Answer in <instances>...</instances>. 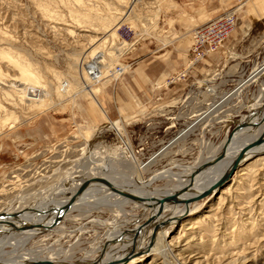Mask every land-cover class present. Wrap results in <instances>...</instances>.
<instances>
[{
	"label": "rangeland",
	"instance_id": "obj_1",
	"mask_svg": "<svg viewBox=\"0 0 264 264\" xmlns=\"http://www.w3.org/2000/svg\"><path fill=\"white\" fill-rule=\"evenodd\" d=\"M120 1L0 0V49L12 50L14 55L30 62L40 73V82L48 95L47 104L39 109L20 103L11 107L25 120L2 126L0 218L23 215L33 205L49 199L82 159L93 157L95 167L102 166L99 176L103 178L111 174L126 176L130 164L142 167L153 160L142 170L148 179L171 166L175 171L182 170L175 164L193 166L209 157L213 147L221 152L237 137H263L264 69L251 74L264 64V33L248 54L242 50L230 53L224 43L216 53L195 60L190 48L191 29L240 6L228 41L241 24V11L253 0L243 5L239 0H122L130 4L122 7ZM116 7L120 13L115 11ZM96 14H116L119 25L115 37L104 33L107 42L91 56L90 44L97 43L91 41L94 35L86 32L90 31L88 24L103 26L94 20ZM102 53L104 61L98 64L103 66L104 77L90 82L86 70L90 63H97L94 57ZM4 67L9 68L3 64L4 77L14 82L15 72ZM180 72L185 75L171 82ZM84 77L90 86L87 93H81L73 81L76 78L81 82ZM233 93L219 111L170 144L196 119L197 111H205L213 102ZM256 110L263 118L253 123L248 116ZM242 125L249 126L241 134ZM262 164L246 172L247 177L241 174L242 178L240 175L232 181V175L223 189L201 198L194 213L169 225L167 241L175 240L169 246L167 258L153 252L138 263L264 264ZM175 181L164 177L155 186L163 188ZM228 186L229 192L221 194ZM109 207L92 211L88 219L74 211L18 251L37 248L35 252L40 256L56 252L58 260L66 259L72 264H86L100 255L106 256L107 251L124 242L114 241L109 235L115 232L113 225L125 221L123 225L135 226L144 215L140 207L132 204L121 209L116 205ZM11 250L9 245L0 247V252Z\"/></svg>",
	"mask_w": 264,
	"mask_h": 264
},
{
	"label": "bare ground",
	"instance_id": "obj_2",
	"mask_svg": "<svg viewBox=\"0 0 264 264\" xmlns=\"http://www.w3.org/2000/svg\"><path fill=\"white\" fill-rule=\"evenodd\" d=\"M128 3L126 1L122 2V0L120 1L121 7L130 6V4ZM107 4L108 6L110 5L109 3ZM118 9L119 8L115 10V8H113V10H115L117 13H120ZM113 16L114 17H112L111 15L108 17L106 16L102 17V14L101 15L96 14L94 20L99 21L103 25L102 27L99 26L100 24H94L93 22H89L88 29H90V31H86V32H91L89 34L94 35L93 37L90 36L91 41H96L97 43L96 44L97 46L95 44L92 45L93 42H91L90 44L91 48H89L90 50L89 53H91V56H93L92 53L94 54L97 53L96 51L99 49V47L104 46L105 43L107 42V38L106 36L104 37V33L105 35L110 34L111 37L116 36L114 32H116L115 31L116 26L119 25L117 24L119 20L117 19L118 16H116V14L115 15L113 14ZM86 17L90 18L91 16H86ZM77 25H79V23ZM102 29L103 30L106 29V30L102 31ZM85 35H81V36L85 37ZM87 39L89 38L87 37ZM118 49L119 48H117V50ZM104 53L97 54V56H95L96 55L95 54L94 58L96 59V61L98 60L97 63L95 61L94 64L90 63L88 70H86L87 71L86 74H88L87 77L90 82L91 81L95 82L93 80V76H95L94 75L95 73L89 72V69L96 67L98 68L96 73H100V71H102V67L100 69V65L98 63L100 62L102 63V61H104ZM3 62L6 64V67L12 68L13 72H15L14 73L15 77L12 79L14 80V82L10 83L9 81L11 79L7 81L8 79L4 77L5 73L3 72V68H2L4 64ZM9 68H5V69L7 70ZM33 68L34 66L30 62H28L25 58H23V56L14 55L12 53V50L0 49V133H2L3 130L2 126H6L7 123L9 122L16 123V121L24 122L25 120L21 115L17 113V111L12 110L11 107L15 108L16 104L20 103V104H25V106L31 108L39 109L41 107H44L45 104H47L48 95L46 96L47 92L46 90H44L43 83L40 82L41 79L40 73L37 71V69H33ZM263 69H264V64L256 67L251 75L254 76L253 74L259 73L263 71ZM118 70H121V67L118 68ZM102 72L104 73V71ZM80 73L83 74L82 70L80 71ZM81 80H82L81 82H78L75 78L73 81L77 83V88L81 93H87V89L90 88V86L85 82L86 79L83 80L82 78ZM176 80L177 78L174 77L173 82H176ZM16 81L18 82L20 81V83H17ZM22 84H24L23 87L20 86ZM208 89L209 88H207L206 90ZM209 90L214 93V90L212 88H210ZM234 93L231 94L230 96H226V98L213 102L211 105H209V107L205 111L202 110L197 111L198 113L196 114L195 117L196 119L193 120L185 129H183V131L178 135L177 139L172 141L170 144H173L177 142L179 138L184 137V135L189 131H191L192 128L198 122L206 119V117L210 118L211 115L219 111L223 106V104H226L229 101V98H231V96L234 95ZM18 107L20 106L18 105ZM21 110H23V108H21ZM259 111L260 110L251 112L250 116H248V118H250L249 121L254 123L256 122L257 118L259 117L263 118L262 116L258 115ZM227 121L232 122L233 120H227ZM232 123L230 124V126L232 125ZM247 126L249 125L241 126V134L243 132H246ZM246 135L243 136L242 138L237 137L236 139L233 140V142H230L229 144L225 145L221 149V152H219L220 150L216 152L217 148L214 149L213 147V152H211L209 157L201 161L195 162L196 164H193V166L188 165L182 167V165L180 166L179 164L178 165L175 164L176 167L179 166V168H181L182 170L175 171L171 166L169 169H165L162 172L159 171L155 172L154 176L146 179L143 176L142 170L147 169V165H149V163L153 161L152 160L149 163L144 164L142 167L141 165L137 167L134 164H130L127 167L128 169L124 167V169L128 170L125 173L126 176L123 175L121 177L120 174L117 176L118 179H115L116 176L114 177V175L116 174H111L108 177L106 175V178L109 179L111 182H105V183L100 182L98 183V185H91L90 187H88L81 195H79L77 203L68 211L66 217H68L70 213H73L74 211L78 210V214L81 215L83 219H88L91 217L92 211L97 210L99 208H104L106 206L115 207V205L120 208L124 205L126 206L127 204H132L134 207L135 206L140 207L141 212L142 214L144 213V215H142L140 220L136 221V224H134L135 226H130V224L129 226H125L123 225L125 221L121 223H115L114 221L115 225L113 224L112 225L114 226L115 232L112 231L114 233H110L111 232L110 231L109 232L110 234L108 232L107 233L113 236L114 241L115 239H117L116 241L123 239L124 242L122 243V246L112 248L110 249V252L107 251L108 253L105 254L106 256L100 255L98 259L93 261H88L86 262V264H139L144 255L152 254L153 252H155L154 253L155 256L157 255L156 253H159L162 254V256L164 255L165 258H167L169 256V246L172 245L173 241L175 240V238H172L170 243L167 241L166 233L168 226L169 225L171 226L172 224L178 222L186 215L194 213V208L200 205L199 204L200 199L197 200L193 199L195 196L199 195V193H202L208 189L212 190L211 193H214V191L216 190L223 189V188H218V183L222 180V178L225 175H227L229 170L232 168L233 162L236 160V158L249 157V159L241 162V164L237 167L236 171L233 174L232 181L236 179L235 177L240 176L241 174L246 175L247 177L248 174L246 172L250 171L252 167H256L258 165H261L262 163L264 164V153L261 154L257 153L258 151L264 149V135L263 137L261 136L262 138L252 137V135L250 134L249 136ZM222 153L223 155L222 157H220ZM254 153H256V155H252ZM92 158L91 160H88L87 158L86 160L82 159L81 162H77L78 164L75 166L76 168L75 171L69 173L66 176L64 181L55 190V193L53 192V194H51V197L49 199H45V200L41 199L44 200L43 202H40L41 200H39L40 202V204L38 203L39 205H35V206L33 205L32 208L29 209L30 211L25 210L23 212V215H21L20 213L15 215H5V216L2 215L0 221H4V218H10L13 216H18V217L20 216L23 219H29V220L30 219L32 220L33 218H37V217H44L46 216L47 213L45 212L48 211L49 207L55 204H61L63 201H68L71 198L70 196L74 194L78 189V187H80L83 183H85V181H89L92 177L100 175V172L102 171L101 169L102 166L95 167L97 163L93 162ZM173 164L174 163H172L171 165ZM109 167L111 168L110 165ZM113 173H115L114 170ZM243 175H241L240 178H242ZM164 177H169L170 179L172 178L173 180L175 179L176 181L174 182V184L170 186H165L163 188H159L155 186V182H157L160 179H163ZM112 183L118 186L121 185L125 193L131 194L133 196L136 195L139 198L134 199L125 196L121 193L120 194L116 193L110 187ZM230 186H228L226 192L224 190H221L222 191L221 194L229 192V188H231ZM57 195L61 196L62 198L58 197ZM169 197L173 198L174 200H171V202L169 203L168 202L164 203L165 199ZM55 213H56L55 216H58L59 214L58 211ZM126 222L129 223L128 221ZM47 228L48 227L34 228L33 230L30 231H23V230L13 231L11 226L0 225L1 230L2 229L4 231L6 230L5 233L0 232V247L3 245H9L12 247V250L10 252H6V251L0 252V264H72L69 260L66 261V259L58 260L56 258L58 255L57 256L55 255L56 252L54 253L51 252L50 253L51 255L40 256L39 253L35 252V250L37 251V248L34 251L33 250H28L26 252L21 250L18 251L20 246L24 247L26 243L29 240H32V238H34V236H36L37 234L43 233L44 231L47 232L48 230ZM9 231L11 232L9 233ZM60 231L61 230H59V232ZM60 254L62 255V253ZM81 261H83V259Z\"/></svg>",
	"mask_w": 264,
	"mask_h": 264
},
{
	"label": "water",
	"instance_id": "obj_3",
	"mask_svg": "<svg viewBox=\"0 0 264 264\" xmlns=\"http://www.w3.org/2000/svg\"><path fill=\"white\" fill-rule=\"evenodd\" d=\"M201 85L205 86L206 82L202 81ZM257 153H259V154L264 153V149L258 151ZM222 155H223V153L221 154L220 157H222ZM252 155H256V153H254ZM247 159H249V157L236 158V160L233 162L232 168L229 170L227 175H225L222 178V180L218 183V188H221L225 182L230 180V177L234 174V172L236 171L237 167L241 164V162H243ZM100 182L105 183V182H111V181L109 179H107L106 177L103 178L102 176H94L89 181H85V183H83L80 187H78L76 192L70 196L71 198L68 201H63L61 204H55V205H52L51 207H49L48 211L45 212V213H47L46 216L33 218L32 220L31 219L30 220L29 219H23L20 216L19 217L13 216L10 218H4V221H0V225L11 226L13 231H19V230L30 231V230H33L34 228H44V227H50V226L58 225L63 221V219L66 216V214L68 213V211L77 203L79 195H81L91 185H98V183H100ZM110 187L116 193H119V194L121 193L125 196H128L130 198H134V199L139 198L136 195L133 196L131 194L125 193L124 190L122 189L121 185L118 186V185H114L112 183L110 185ZM211 191H212L211 189H208L202 193H199V195L195 196L193 199L197 200V199H201L203 197H208V195L211 194ZM171 200H174V199L169 197V198L165 199L164 203L165 202L169 203V202H171ZM57 211L59 214H58V216H55L56 215L55 212H57ZM50 224H52V225H50ZM5 231L3 229L2 230L0 229V232H2V233H5ZM10 232L11 231H9V233Z\"/></svg>",
	"mask_w": 264,
	"mask_h": 264
},
{
	"label": "built area",
	"instance_id": "obj_4",
	"mask_svg": "<svg viewBox=\"0 0 264 264\" xmlns=\"http://www.w3.org/2000/svg\"><path fill=\"white\" fill-rule=\"evenodd\" d=\"M239 1H241V4L243 5L248 0ZM239 8L240 6L232 7V9L218 15V17L203 23L201 26L191 29L190 33L193 39L191 48L194 52L195 60L202 59L204 56L216 52L221 48L226 39L233 33V29L238 20L237 12L239 11ZM194 61L192 62L194 63ZM97 70L98 68L96 67L89 70V72L95 73V76H93L95 82L101 81L102 77H104L102 76L103 66L100 73H96ZM183 74L184 72H180L176 74L175 77L178 80L181 78L180 75ZM170 81L173 82V79Z\"/></svg>",
	"mask_w": 264,
	"mask_h": 264
},
{
	"label": "crops",
	"instance_id": "obj_5",
	"mask_svg": "<svg viewBox=\"0 0 264 264\" xmlns=\"http://www.w3.org/2000/svg\"><path fill=\"white\" fill-rule=\"evenodd\" d=\"M240 17L241 24L237 31L224 43H226V50L230 53H233L234 50H242V52L247 51L248 54L253 51L252 44L256 43L264 33V0H253L241 11ZM191 54L194 56L192 48ZM212 54H208L204 58ZM204 58L201 60H204Z\"/></svg>",
	"mask_w": 264,
	"mask_h": 264
}]
</instances>
